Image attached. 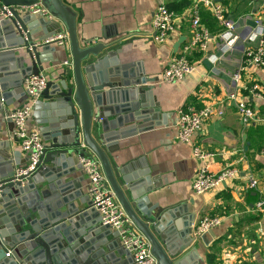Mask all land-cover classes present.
<instances>
[{"label":"crops","instance_id":"obj_1","mask_svg":"<svg viewBox=\"0 0 264 264\" xmlns=\"http://www.w3.org/2000/svg\"><path fill=\"white\" fill-rule=\"evenodd\" d=\"M60 1L75 14L76 36L80 46H84L83 40L92 39V44L100 42L118 51L116 61L126 64L133 72L141 73V78L148 80L146 85L151 89L147 92L144 105L148 106L147 109L149 106L158 108L156 110L153 107L154 114L144 122L147 127L151 123V129L133 132V135L121 134L116 141L110 142L111 152L102 145L118 183L126 187L124 178L132 176L131 184L138 182L139 190L153 189L147 194L151 203L157 202L160 207L185 204L186 211L192 216V227L204 215L221 217L219 226L202 233L191 244L196 246V252L189 262L264 264V155L261 154L264 149V72L254 68L243 70L241 80L246 89L235 86L231 79L239 66L244 48L256 46L259 41V37L251 44L243 41L255 26L249 23L250 20L257 21L261 30L260 39H264V0H217L237 25L234 37L228 41L220 37L222 28L210 11L201 7L200 24L210 35L207 49L205 52L194 50L189 53L196 62V71L175 83H161L160 77L174 55L173 46L178 39L181 38L182 43L177 52L192 38L188 9L194 0H163L174 13L175 29L163 43L153 39L152 15L159 0ZM50 28L57 31L51 38L59 40V36H65V39L63 43L50 45V51H44V70L41 73L48 80H56V76L65 68H70V50L64 25L58 28L51 24ZM19 55L16 53V56ZM204 60H208L210 66L205 65ZM65 61H68V66L63 65ZM252 85L259 87L256 94L248 91ZM237 88L247 96L250 106L256 111V121L244 124L235 105L227 101V93ZM12 99L7 107L8 113L5 116L0 114V149L10 154V160L15 162V168L19 170L27 164V155L20 148L8 114L14 107L21 105L25 98L16 95ZM113 99L119 100L120 95L113 96ZM40 100L42 106L32 107L27 125L42 134L41 129L45 127L43 122L49 116L44 106L48 100ZM0 106L5 108L1 100ZM104 106L112 109L111 114L115 106L114 114H121L118 105ZM187 106L196 109L210 106L222 111V114L213 115L205 121L202 129L194 134L192 144L177 139L176 111L179 107ZM115 117L109 116L107 121H114ZM135 124H141V121ZM93 136L98 140L95 132ZM193 146H199L202 151L212 154L206 163L208 171L218 174L224 168H232L237 171L236 176L218 188L195 194L191 184L199 161L192 155ZM84 152L85 155H93L87 148ZM66 163L64 170L69 174L62 180L70 183V189L74 190L72 193H76V205L85 206L81 204V199L83 202L90 199L87 179L78 167V157L71 159V164L68 161ZM142 172H146L144 177ZM251 178L257 180V186L246 189L245 185ZM42 186L45 188L46 183ZM259 201L263 202L261 208L257 207ZM97 213L94 212L96 219ZM179 217L176 214L174 220ZM253 217L257 219L252 220ZM110 240L112 236H108ZM117 243L118 249L123 251L121 244ZM120 258L124 260V256Z\"/></svg>","mask_w":264,"mask_h":264},{"label":"water","instance_id":"obj_2","mask_svg":"<svg viewBox=\"0 0 264 264\" xmlns=\"http://www.w3.org/2000/svg\"><path fill=\"white\" fill-rule=\"evenodd\" d=\"M34 4L44 6L53 17L31 14L23 8ZM4 6L9 7L11 15L0 18L2 116L8 113L13 96L26 97L23 80L44 70V51L59 42L48 41L57 33L51 24L58 28L64 25L71 63L56 80L47 81L40 95V99L48 100L44 106L50 118L44 120L41 129L45 148L36 170L29 175L19 174L10 154L0 149V264H130V252L118 249L117 232L102 225L98 213L97 219L94 217L90 201L81 199L85 206L78 207L76 193H72L70 183L62 180L69 174L64 170L66 162L71 164L75 156H84L85 148L99 160L125 213L149 241L157 264H196L189 262L196 252V246H191L196 237L191 236L192 216L185 204L160 207L157 202L151 203L147 194L153 189L139 190L138 182L131 184L132 176L124 178L126 187H122L102 147L111 152L110 142L121 134L152 128L151 123L148 128L144 122L158 108L147 109L144 105L151 89L146 85L147 78L116 61L118 51L109 45L92 44L94 40L90 39L83 40L81 47L75 14L60 0H0V10ZM249 23L255 25L253 20ZM181 43L180 38L174 44V53ZM204 64L210 66L208 60ZM116 95H120L119 100L113 99ZM40 99L33 108L42 106ZM106 104L118 105L121 114H114L115 106L111 114ZM114 115L115 120L108 122V117ZM137 121L141 124L133 125ZM141 175L144 177L146 172ZM176 214L180 217L174 220ZM108 236L112 240L108 241Z\"/></svg>","mask_w":264,"mask_h":264},{"label":"built area","instance_id":"obj_3","mask_svg":"<svg viewBox=\"0 0 264 264\" xmlns=\"http://www.w3.org/2000/svg\"><path fill=\"white\" fill-rule=\"evenodd\" d=\"M201 7L207 8L222 28L220 37L223 40L228 41L234 37L237 28L236 22L228 17L227 11L221 2L217 0H194L193 5L188 9L192 38L177 53L171 56L162 70L161 83L178 82L196 71V62L190 58L189 53L194 50L205 52L210 39L208 30L200 24L199 10ZM23 8L31 14H42L45 17L52 18L49 11L42 5L34 4ZM5 14L11 15L8 6H4L0 10V18L4 17ZM173 18L174 13L168 9L163 0H159L152 15L153 39L157 43L165 42L175 31ZM255 23V26L250 29L243 41L246 44H251L259 37L258 44L256 46L248 45L244 48L239 66L231 76L232 82L240 89L245 88L241 80L243 70L254 68L264 72V39H260L261 30L257 25V21ZM55 39L49 38L48 41ZM64 39L65 36H59L60 43H63ZM63 65L68 66V61H65ZM47 81L48 77L41 72L38 75L25 78L22 82V88L26 96L25 100L8 114L13 123L14 135L19 141L20 148L27 155V164L18 170L19 174L29 175L34 172L45 148L42 135L37 130L30 129L27 122L31 116L33 104L40 97ZM238 89L227 93V101L235 105L244 124L256 121V111L250 106L247 96ZM258 89V85H252L248 88V91L256 94ZM176 114L177 139L182 143L192 144L194 134L202 129L205 121L213 115L222 114V111L210 106L199 109L187 106L179 107ZM261 154L264 155V149L261 150ZM192 155L199 161L191 184L195 194H202L218 188L237 174V171L232 168H224L218 174L208 171L206 163L212 154L202 151L199 146H193ZM78 162L82 173L87 179V193L91 207L98 212L102 225H107L117 232L121 246L129 251L132 256V264H157V260L151 252L149 241L125 213L108 184L99 160L94 155H84L78 157ZM257 183L256 179L251 178L245 188H255ZM262 206L263 202L259 201L257 207L261 208ZM220 223L221 217L219 215H204L192 227V235L198 237L202 233L219 226Z\"/></svg>","mask_w":264,"mask_h":264},{"label":"trees","instance_id":"obj_4","mask_svg":"<svg viewBox=\"0 0 264 264\" xmlns=\"http://www.w3.org/2000/svg\"><path fill=\"white\" fill-rule=\"evenodd\" d=\"M255 219H257V217H253V218H252V220H255Z\"/></svg>","mask_w":264,"mask_h":264}]
</instances>
